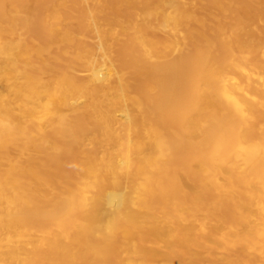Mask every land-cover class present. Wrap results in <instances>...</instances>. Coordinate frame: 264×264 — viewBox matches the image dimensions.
Listing matches in <instances>:
<instances>
[{
    "label": "bare ground",
    "instance_id": "bare-ground-1",
    "mask_svg": "<svg viewBox=\"0 0 264 264\" xmlns=\"http://www.w3.org/2000/svg\"><path fill=\"white\" fill-rule=\"evenodd\" d=\"M0 264H264V0H0Z\"/></svg>",
    "mask_w": 264,
    "mask_h": 264
},
{
    "label": "rangeland",
    "instance_id": "rangeland-1",
    "mask_svg": "<svg viewBox=\"0 0 264 264\" xmlns=\"http://www.w3.org/2000/svg\"><path fill=\"white\" fill-rule=\"evenodd\" d=\"M263 23V22H262ZM23 34H24V32H22ZM87 39L89 40V41H95L96 39H95V37L92 35V34H89V35H87Z\"/></svg>",
    "mask_w": 264,
    "mask_h": 264
}]
</instances>
